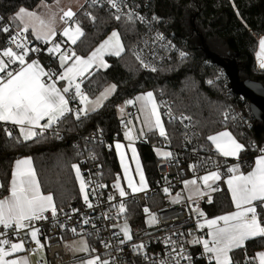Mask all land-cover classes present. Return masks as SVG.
<instances>
[{
  "label": "snow or ice",
  "instance_id": "obj_1",
  "mask_svg": "<svg viewBox=\"0 0 264 264\" xmlns=\"http://www.w3.org/2000/svg\"><path fill=\"white\" fill-rule=\"evenodd\" d=\"M105 5L109 8L111 18L117 22L123 20L131 25L137 21L141 24H149L147 17L138 11L139 6H130L127 0H84L77 10H73L72 6H68L66 9L60 7L59 0H54L53 4H47L41 0L36 9L20 6L7 18L0 16V33L6 36L3 45L0 46V122L18 127L19 138H22L23 141L41 138L47 131H53L56 138L59 139V126L69 116L74 117L75 121L86 119L101 107L103 101L107 100L110 94L116 91L117 85L113 83L105 88L98 97L90 99L88 92L85 91V82L91 83L90 77L93 71L110 67L105 59L106 56L120 57L125 52V44L122 42L120 31L113 29L87 55H80L76 50L78 41H81V38L85 36V21L95 25L98 16L94 14L93 9H100ZM232 7L241 23L247 27L234 0ZM40 9H45L46 13L42 15ZM156 19L157 17L153 15L152 20ZM57 20L62 24V28L59 30L56 27ZM156 38L152 41L153 44L157 40L165 39L160 33L156 34ZM161 47L175 49L176 45L168 41L167 46L161 44ZM133 52L142 67H150L140 52L135 49ZM42 54H46L51 62L56 64V67H46L42 64L39 59ZM152 54L155 55V52ZM187 55V52L179 51L181 58H186ZM256 55L259 69L264 70V36L259 38V51ZM151 71L155 72L156 68L151 67ZM207 83L211 85L213 80H208ZM245 83L247 85L251 82ZM137 103L140 105V111L144 115V121L149 130L156 129L160 137L167 139L160 105L153 91H147L137 95L134 99L125 100L119 110L123 112L125 106H135ZM164 107L167 110L170 123L177 119L181 123L191 122L189 116L180 115L177 117L173 115L172 108L167 103L164 104ZM225 119H227V115ZM121 123L125 124V121L121 120ZM127 124H131V121L129 120ZM125 126L127 130L123 135L128 141L127 148L130 149L131 159L136 165L135 173L138 176V182L130 171L125 145L116 140L115 150L120 159L123 179L127 182V187L131 189L132 193L142 192L148 188V184L137 155V149L134 146L132 129ZM184 127L188 128L189 125L184 124ZM4 131L8 137H12V131L8 128H5ZM97 131L102 137V129ZM19 138H17V142H19ZM84 139L90 138L85 137ZM91 139H95V136ZM185 139L190 142L187 133H185ZM206 141L210 142L215 152L221 157L236 158V162L226 166L223 172L220 170V166L214 163L215 170H206L204 175L199 176L202 185L198 184L196 178L183 180V185L188 191L187 199L195 204L197 201L207 198L211 203V194L221 190L215 185L217 182H222L227 185L235 210L207 218L199 207H192L191 211L196 215L195 227L201 230L206 228L207 238L201 235L192 239H183L185 235L191 237V231L187 234L184 232L173 233L176 239L165 238L167 251L163 258H157L155 254L149 255L146 251L147 245L143 242L131 243L132 235L127 222L122 226L112 224L111 228L120 227L119 233L113 232L112 234L118 241L115 246L116 251H122L123 247L130 243V254L143 256L144 264H194L193 256L186 245H202L201 258H206V264H253L256 259L259 264H264V251L255 253L254 257H248L245 251L244 261H237L233 258V250L244 249L246 241L264 237V147L251 145L258 154L254 157V164L249 165L250 170L244 171L241 168L239 157L246 150V145L239 142L231 131L222 130L208 134ZM108 147L111 149L112 145L110 144ZM200 148L203 149L204 145L201 144ZM192 151L196 153L197 149L193 148ZM157 153L165 158H176L175 154L169 151L157 150ZM210 160V156L199 158L196 164L190 165V168L195 173L199 165L206 166ZM71 169L75 172V178L79 183V193L84 204L89 209L94 208L90 202V196L97 200L101 199L103 196L101 190L106 186L97 184L89 191L90 185L96 183L90 178L91 174L86 179L80 166L75 163L71 164ZM112 188L118 191L120 198H124L128 194L121 185L119 175L116 176ZM0 189H4L8 193L0 198V264H30L27 257L18 254L24 251L25 244L29 242L35 245L32 249L33 252L45 248V243H42L40 238L41 229L35 225L47 221L48 213L51 214L54 222L57 221L58 207L54 202V196L52 192L45 193L42 190L30 156L15 160L10 180L6 186L0 183ZM163 192L168 194L170 187H164ZM181 198V193H177L173 202H179ZM107 200L113 202L115 197L109 194ZM117 207V216L126 213V204L123 199L118 205L111 204V208L116 209ZM71 211L78 213L79 210L72 208ZM144 212L149 213V209L145 207ZM149 214L151 218L147 221L148 224H156L155 214ZM104 215L107 218V214ZM89 223V219L83 220V225ZM59 227L63 229L65 225L61 223ZM71 231L76 233V227H72ZM81 231H83V227H81ZM85 235L88 234L85 233ZM43 239L48 241L49 238L45 236ZM100 243L104 245L107 250L105 255L109 258L102 259L98 254L91 255L90 258L82 261V264H116L115 259H111V243L103 240ZM74 250L86 254L96 252L83 238L80 246Z\"/></svg>",
  "mask_w": 264,
  "mask_h": 264
},
{
  "label": "trees",
  "instance_id": "obj_2",
  "mask_svg": "<svg viewBox=\"0 0 264 264\" xmlns=\"http://www.w3.org/2000/svg\"><path fill=\"white\" fill-rule=\"evenodd\" d=\"M148 1L150 10L167 29L175 33L187 49V57L170 60L155 72L145 70L132 52V45L144 28L138 22L131 25L123 20L115 21L105 8L93 9L98 20L95 25L85 21V36L76 46L78 54H88L113 29L120 31L126 50L120 57H107L110 67L93 71L91 83L86 81L85 89L93 97L108 84L114 83L117 85L116 91L86 119L75 121L74 117L69 116L59 126L63 133L61 140L56 138L53 131H47L41 138L17 142L18 131L8 137L4 129L9 128L10 124L0 122L2 184L6 186L10 180L13 162L19 157L30 155L43 191L52 192L58 208L68 206L73 196H80L78 181L71 169V164H76L80 159L73 147L76 132L87 136L102 129L114 135L119 130L118 106L147 91L155 92L158 100L161 97L169 99L176 114L191 117L198 143L203 144L205 149L212 148L210 142L206 141V136L222 130L231 131L239 142L246 145L241 157L255 153L251 147L254 142L264 144V123L256 118L252 117L251 127L223 121V114L230 107H246V111H250L249 100H241L239 95L229 92V87L226 86L228 81L220 75V66L208 59L204 52V47H207L225 59L236 58L242 79L259 80L264 85V70H258L255 62L258 36L264 35V0H234L247 27L236 16L232 7L233 0ZM40 2L41 0H0V16L7 18L20 6L34 9ZM5 39L6 36L0 33V46ZM40 59L46 67H56L46 54ZM208 80H213V84L209 85ZM163 121L167 139L160 137L157 132H151L147 134L150 143L137 145L149 185L155 184L158 165L164 160L156 155L152 142L159 139L163 142L173 141L180 146L184 140L177 121L170 123L164 117ZM94 150L103 161L106 181L112 184L121 171L114 147L109 149L106 144L97 142ZM6 194L7 191L0 189V196ZM154 197L160 198V194L157 193ZM150 206L153 208V201H150ZM232 208L231 197L228 192H224L215 198L208 207V212L215 215ZM133 212L136 219L142 214L138 206L134 207ZM130 217L133 215L130 214ZM135 224L141 225L138 220ZM260 249H264V237L253 238L246 242L244 249L233 250V258L244 261L245 251L248 257H254Z\"/></svg>",
  "mask_w": 264,
  "mask_h": 264
},
{
  "label": "built area",
  "instance_id": "obj_3",
  "mask_svg": "<svg viewBox=\"0 0 264 264\" xmlns=\"http://www.w3.org/2000/svg\"><path fill=\"white\" fill-rule=\"evenodd\" d=\"M127 2L130 6H139L138 11L142 15L146 16L149 21V24H141L137 21L144 28V31L132 45V52L133 49L140 52L145 61L150 65L149 68H142L151 71V67H155L157 70L164 63L170 60H181L182 58L179 56V51H185L189 54L187 49L183 46L181 41L178 40L172 30L167 29L161 23L160 19L157 18L156 20H152V16L155 14L150 10L148 0H127ZM103 8L109 11L107 5ZM157 33L162 34L165 39L163 41L157 40V42L153 44L152 41L157 39ZM168 41H171L174 45H176V48L171 49L161 47V44L167 46ZM153 52H155V55L152 54ZM219 72L220 74L222 73V77L228 81V85L226 84V86L229 87V92L233 93L229 86L228 77L222 67L219 68ZM239 96L241 100L246 99L242 95ZM158 103L160 105L162 117L168 119L167 110L164 107V104L167 103L171 107V102L169 99L161 97L159 98ZM246 109L248 108L245 107L242 109L234 106L230 107L224 112L223 121L251 127L253 125L252 117L254 116L251 112L250 104V111H246ZM135 114L136 108L134 106L126 107L124 115L119 117V130L114 135H110L106 130H102V137L98 131L92 132L87 136H83L79 131L76 132L73 147L80 155V159L76 162V164L80 166L81 172L86 179H88L89 174H91L90 178L96 182L95 184L90 185L88 190L91 191V188L96 187L97 184H103L106 187L101 190L103 192L101 199L97 200L95 197L90 196V202L94 205V208L89 209L87 205L84 204L81 195L73 196L68 206L58 208L57 221L54 222L51 218V214L48 213L47 221L39 222L35 225L41 229L40 236L42 239L45 236L49 238L48 241H44V239L42 241V243H45V261L40 264H82V261L90 258L91 255L97 254L100 255L102 259H108L109 257L105 255L107 250L104 248V245L100 243L101 240L111 243V259H115L116 264H144L143 256L130 254V243L124 246L122 251H116L115 246L118 241L112 234L113 232L119 233L120 227L111 228L112 224L122 226L125 222H127V224L131 227V243L143 242L147 245V253L149 255L155 254L157 258H163V255L167 251L165 247V238L171 237L172 239H176V236H174L173 233L184 232L187 234L191 231L192 236L189 237L185 235L183 239H192L195 236L201 235H204L205 238H207L205 235L207 232L206 228L201 230L195 227L196 215L191 211V208L199 207L206 214L207 218H210L208 207L214 202L215 198L219 194L227 192V185L226 183L217 182V185L215 186L219 187L221 190L211 194V203L208 202L207 198H204L193 204L187 199L188 191L183 185V180L196 178L198 184L202 185V181L199 180V176L204 175L206 170H215L213 167L214 163L218 164L220 166V170L223 172L225 167L235 163L236 159L221 157L215 152L213 147L211 149H201L196 134L193 135L195 130L192 118L191 122L184 121L183 123L177 119L175 121L179 123L180 131L184 137L180 146H177L173 141L163 142L158 139L156 142H152L154 146L163 147L167 151L174 153L176 158H164V160L158 165V178L155 184L148 185V188L142 192L131 193L126 191L128 194L124 198H120L118 191L112 188L113 183L109 184L105 179L104 164L100 156L94 150V144L97 142L101 143L102 139V144H106L107 147L111 144L112 147H114L115 141L123 137L127 122L129 120L131 122L135 121ZM173 115L179 117L183 114H176L173 111ZM226 115L227 119H225ZM121 120H124L125 124H122ZM184 124H188L189 127L185 128ZM8 129L12 131V133L17 131V127L12 125H9ZM185 133H187L190 137V142L185 139ZM59 134L60 138L58 140L63 139V133L60 130ZM93 136H95V139H91ZM85 137H89L90 139L85 140ZM16 138H19V133H17ZM21 141H23L22 138H19V142ZM135 142L138 145L140 143H150V140L148 136L145 138L136 136ZM253 145H256L257 147H264V144H258L257 142H254ZM193 148L197 149L196 153H193ZM257 154L258 152L255 151V153L251 155L239 157V162L243 161L249 167V165L253 164L254 157ZM209 156L211 157V160L208 161V164L206 166L199 165L194 173L192 168H190V165L196 164L199 158H207ZM166 186L170 187V192L168 194L163 192V188ZM157 193L160 194V198L154 197ZM177 193H181L182 198L179 202L174 203L173 201L176 198ZM109 194L115 197L113 202H109L107 200ZM121 199L125 202L127 211L126 213L117 216L116 213L118 211V207L113 209L111 208V204L115 203L118 205ZM150 201H153V208L150 206ZM137 206L142 210V214L140 217L138 216L140 219H136L134 217L133 209ZM145 207L149 209V213L155 214L157 219L156 224H148L147 221L151 217L149 213L144 212ZM72 208L78 209V213L72 212ZM60 209H62V211H60ZM105 213L107 214V218H105ZM130 214L133 215V217H130ZM86 218L90 220V223L88 225H83V220ZM134 220H136V222L138 220L141 225H136ZM61 223L65 225V228L61 229L59 227V224ZM72 227H76V233L71 231ZM81 227H83V231H81ZM85 233L88 235H85ZM76 237H85L96 252L89 255L82 254L72 256L66 250L65 240ZM34 247V243L29 242L25 244L24 252L26 254L34 253L32 251ZM186 247L193 256L194 264H206V258H201L202 245H186Z\"/></svg>",
  "mask_w": 264,
  "mask_h": 264
},
{
  "label": "water",
  "instance_id": "obj_4",
  "mask_svg": "<svg viewBox=\"0 0 264 264\" xmlns=\"http://www.w3.org/2000/svg\"><path fill=\"white\" fill-rule=\"evenodd\" d=\"M204 52L208 59L224 69L232 92L247 98L254 118L264 123V94H261L264 85L259 80L242 79L236 58L225 59L207 47H204ZM245 82L251 83L246 85Z\"/></svg>",
  "mask_w": 264,
  "mask_h": 264
},
{
  "label": "rangeland",
  "instance_id": "obj_5",
  "mask_svg": "<svg viewBox=\"0 0 264 264\" xmlns=\"http://www.w3.org/2000/svg\"><path fill=\"white\" fill-rule=\"evenodd\" d=\"M84 0H61V6L63 7V8H67L68 6H72L73 7V10H76L77 8H78V6L83 2ZM110 34V33H109ZM108 34V35H109ZM107 37V36H106ZM105 37V38H106ZM104 38V39H105ZM121 39H122V37H121ZM103 40V39H102ZM101 40V41H102ZM100 41V42H101ZM99 42V43H100ZM123 42V41H122ZM98 43V44H99ZM97 44V45H98ZM96 45V46H97ZM95 46V47H96ZM94 47V48H95ZM87 55V54H86ZM107 57H109V56H106L105 57V59H106V61H107ZM108 63V62H107ZM111 84H113V83H110V84H108L105 88H107L109 85H111ZM104 88V89H105ZM104 89L103 90H101L96 96H90L89 95V97H90V99H95L96 97H98L99 95H100V93L102 92V91H104ZM113 94V93H112ZM112 94H110L109 95V97H111L112 96ZM108 97V98H109ZM136 97V96H135ZM135 97H133L132 99H134ZM106 100H104L103 101V103H102V105L104 104V102H105ZM101 105V106H102ZM120 106H123V103L122 104H120L119 106H118V115L119 116H123L124 115V113H125V111H126V107L127 106H125L124 107V111L123 112H121L119 109H120ZM130 106H132V105H130ZM136 106H138V114L136 113V117H137V122L136 121H133V122H131V124H127V127H130L131 129H132V135H133V137H134V146L136 147V149H137V146L135 145V140H136V136H140V137H142V138H145V136H146V134H147V132L148 131H150L149 130V128H148V126L145 124V121H144V115H143V113L140 111V105H139V103H137L134 107H136ZM126 130H127V128H126ZM141 132H143V135H141ZM122 144H124L125 145V152H126V156H127V162H128V164H129V168H130V171L132 172V175H133V177H134V179L138 182V176L136 175V173H135V167H136V165H135V162L131 159V151H130V149H128L127 148V144H128V141L127 140H125V138H124V135H123V141L121 142ZM115 149V148H114ZM157 150H161V152H163V151H167L165 148H163V147H158V146H154V151H155V153H156V155L157 156H159V157H162V158H165V157H163L162 155H158V153H157ZM115 152H116V150H115ZM117 154V153H116ZM137 155H138V158H139V160H140V163H141V167H142V169H143V165H142V161H141V158H140V155H139V152H138V149H137ZM117 156H118V154H117ZM119 157V156H118ZM143 171H144V169H143ZM145 174V173H144ZM121 177V185H122V187H124L125 188V191H129V192H131V189H129L128 187H127V182L123 179V174H122V176H120ZM147 181V180H146ZM78 185H79V183H78ZM132 193V192H131ZM129 226V225H128ZM129 228H130V233H131V227L129 226ZM84 239V240H86L87 241V243L89 244V242H88V240L85 238V237H76V238H70V239H67V240H65V247H66V250H67V252H69L72 256H76V255H82V254H86V253H82V252H78V251H75L74 249L75 248H77V247H79L80 246V242H81V239ZM89 246H90V248H92L91 247V245L89 244ZM89 254H91V253H88V255Z\"/></svg>",
  "mask_w": 264,
  "mask_h": 264
},
{
  "label": "crops",
  "instance_id": "obj_6",
  "mask_svg": "<svg viewBox=\"0 0 264 264\" xmlns=\"http://www.w3.org/2000/svg\"><path fill=\"white\" fill-rule=\"evenodd\" d=\"M59 2L61 3V0H59ZM41 3V2H40ZM39 3V4H40ZM44 3H47V4H53L54 3V1H52V2H46V1H44ZM82 3H84V1L82 2ZM81 3V4H82ZM38 4V5H39ZM60 7H62L61 6V4H60ZM37 8V6L34 8V9H36ZM77 10V9H76ZM40 13L42 14V15H44L45 13H46V10L45 9H40ZM56 27H57V29L59 30V29H61L62 28V24L59 22V20H57V23H56ZM58 34H59V31H58ZM261 36H264V35H260V36H258V45H257V49H256V51H255V62H256V66H257V69L258 70H261V69H259V66H258V61H257V55H256V53L259 51V38L261 37ZM40 61H41V59H40ZM41 63L42 64H44L42 61H41ZM45 65V64H44ZM154 93V95H155V98H156V100H157V102H158V97H157V95L155 94V92H153ZM141 94V93H140ZM137 95H139V94H137ZM136 95V96H137ZM159 104V103H158ZM128 106H130V105H128ZM127 106V107H128ZM136 108V113L138 114V106H136L135 107ZM120 117V116H119ZM162 120H163V117H162ZM135 121L137 122V117H136V114H135ZM164 122V121H163ZM165 129H166V127H165ZM167 130V129H166ZM17 131H18V133H19V129H18V127H17ZM151 132H157V134L159 135V132H158V130H156V129H153V130H150V131H148L147 132V134L148 133H151ZM147 134H146V136H147ZM145 136V137H146ZM119 141L120 142H122L123 141V137H121L120 139H119ZM135 145L137 146V144L135 143ZM213 147V146H212ZM114 148H115V143H114ZM214 148V147H213ZM117 155V154H116ZM27 156H30V155H27ZM23 157H25V156H22V157H19V158H17V159H20V158H23ZM31 158H32V156H30ZM241 157V156H240ZM117 158H118V161H119V165H120V159H119V157L117 156ZM229 158H231V157H229ZM231 159H236V158H231ZM15 162V161H14ZM14 162H13V164H12V167H11V170H12V168L14 167ZM32 162H33V166H34V161H33V158H32ZM240 164H241V168L244 170V171H247V170H250L249 169V167L247 166V164L245 163V162H243V161H240ZM253 164H254V160H253ZM34 168H35V166H34ZM120 169H121V171H120V174H119V176H122V174H123V169H122V167H121V165H120ZM38 176V175H37ZM38 179H39V177H38ZM0 183H1V180H0ZM114 183V182H113ZM147 184H148V182H147ZM149 185V184H148ZM43 190V189H42ZM227 192H228V190H227ZM228 194L230 195V193L228 192ZM6 195H8V193L6 194ZM5 196V195H4ZM231 197V196H230ZM0 198H3V196H0ZM54 202H55V199H54ZM233 210H235V208H234V205H233V208L231 209V210H229V211H233ZM258 213H259V207H258ZM226 212H228V211H226ZM226 212H223V213H219V214H215V215H210V218H213V217H215V216H217V215H222V214H224V213H226ZM40 238H41V240L43 241V239H42V237L40 236ZM247 242V241H246ZM246 244V243H245ZM259 251H264V249H260V250H258L257 252H259ZM256 252V253H257ZM18 255H20V256H22V257H27L28 258V260H29V262H30V264H38V262H39V264L41 263V262H44L45 261V250L43 249V250H40V251H37V252H34V253H31V254H26L24 251H22L21 253H19ZM255 261V263L254 264H259V262H258V259H256V260H254Z\"/></svg>",
  "mask_w": 264,
  "mask_h": 264
}]
</instances>
